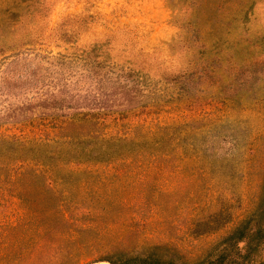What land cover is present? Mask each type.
Wrapping results in <instances>:
<instances>
[{"label":"rangeland","instance_id":"rangeland-1","mask_svg":"<svg viewBox=\"0 0 264 264\" xmlns=\"http://www.w3.org/2000/svg\"><path fill=\"white\" fill-rule=\"evenodd\" d=\"M198 2L0 0V140L59 147V123L81 114L92 138L168 128L161 155L141 138L115 149L132 156L125 161L65 157L18 186L0 177V264L149 254L192 264L252 217L264 180V51L255 45L264 0L251 9L243 48L217 62L194 44L195 28L204 30L192 20ZM9 150L0 145V158Z\"/></svg>","mask_w":264,"mask_h":264},{"label":"trees","instance_id":"trees-1","mask_svg":"<svg viewBox=\"0 0 264 264\" xmlns=\"http://www.w3.org/2000/svg\"><path fill=\"white\" fill-rule=\"evenodd\" d=\"M258 1L199 0L196 6V15L192 20L196 26L199 25L204 30L195 28L193 31L196 35L194 44L203 46L200 49V54L205 56L208 62L220 61L223 58L224 50L243 48L245 44L243 34L248 31L247 24L251 9ZM180 41H182L181 36L177 42ZM255 45L257 50L264 51V35L256 38ZM90 122V116L85 114L70 116L61 121L59 124L62 126L59 130L65 134L64 138L67 139V142L55 145L59 147H52L50 142L37 144L21 141L15 137L2 138L0 145L10 149L4 157L0 158V177L7 176L6 179L9 180L5 186H18L21 178L26 175L35 179L48 171H55L58 168L57 161L64 160L65 157L67 163L77 166L103 164L110 160L125 161L132 156L122 157L115 149L124 144H131L135 148L138 144H134V142L138 141L139 143L141 138H152L154 151L157 155H161L159 153H161L164 143L163 132L168 130L165 127H157L156 131L152 133L143 131V133L134 134V137L128 141L114 138H92L93 135L85 132L84 129V125ZM33 148L40 151V158L21 156L22 152ZM146 153L147 150L134 151L132 149L130 155H145ZM258 189L256 211L252 217L239 222L223 239L205 251L202 260L192 264H264V180ZM62 219L65 218L62 216ZM133 263L175 264L172 261L161 262L152 254L145 258L132 259V261L118 259L110 264Z\"/></svg>","mask_w":264,"mask_h":264},{"label":"water","instance_id":"water-1","mask_svg":"<svg viewBox=\"0 0 264 264\" xmlns=\"http://www.w3.org/2000/svg\"><path fill=\"white\" fill-rule=\"evenodd\" d=\"M98 264V263H97Z\"/></svg>","mask_w":264,"mask_h":264}]
</instances>
